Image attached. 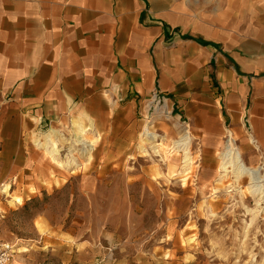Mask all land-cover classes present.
I'll return each mask as SVG.
<instances>
[{"label": "rangeland", "instance_id": "1", "mask_svg": "<svg viewBox=\"0 0 264 264\" xmlns=\"http://www.w3.org/2000/svg\"><path fill=\"white\" fill-rule=\"evenodd\" d=\"M253 73L230 66L225 80L250 88L248 102L235 124L223 116L213 148L157 81L153 91L167 103L150 95L126 109L94 95L51 118L29 119L21 138L13 114L0 130V244L13 248L9 264H264V195L256 203L248 176L236 181L218 168L230 131L244 163L261 166L264 176V147L249 141L259 119L250 112L254 84L264 85ZM210 80V89L221 83ZM145 126L159 135L158 154ZM184 132L189 162L174 145ZM81 137L93 143L89 156Z\"/></svg>", "mask_w": 264, "mask_h": 264}, {"label": "crops", "instance_id": "2", "mask_svg": "<svg viewBox=\"0 0 264 264\" xmlns=\"http://www.w3.org/2000/svg\"><path fill=\"white\" fill-rule=\"evenodd\" d=\"M230 66L264 76V0H0V130L16 114L19 138L29 119L94 95L131 109L157 81L213 148L223 116L235 124L248 102L250 88L225 80ZM250 112L249 141L264 147L260 80Z\"/></svg>", "mask_w": 264, "mask_h": 264}, {"label": "bare ground", "instance_id": "3", "mask_svg": "<svg viewBox=\"0 0 264 264\" xmlns=\"http://www.w3.org/2000/svg\"><path fill=\"white\" fill-rule=\"evenodd\" d=\"M143 135L151 142L150 148H152L153 152L158 154L160 152V145H161V143L158 141L159 135L154 131L149 130L147 126H145L143 129ZM190 141L191 138L187 132H184L179 137V139L174 141L175 143L174 145L183 151V158L185 162H189L190 160V156L188 152ZM250 141L254 143L256 147L254 140L250 139ZM79 144L81 145V149L83 150V152L87 153L89 156L91 150L93 149V143L88 141L86 138L84 139L83 137H81V139H79ZM219 158H220V162L218 168L219 171L222 173L221 176H225L228 172H231L236 178V181L237 178H239L242 175L248 176L250 180L248 186L249 192L252 196L256 197V203H258L263 198L264 195V183H263L264 176L262 175L261 172V166L250 167L244 163L242 153L239 147L236 146V144L234 143V139L232 138L231 132L227 133V136L223 143V148L219 152ZM53 159H55L54 156ZM16 201H19V198H17Z\"/></svg>", "mask_w": 264, "mask_h": 264}, {"label": "built area", "instance_id": "4", "mask_svg": "<svg viewBox=\"0 0 264 264\" xmlns=\"http://www.w3.org/2000/svg\"><path fill=\"white\" fill-rule=\"evenodd\" d=\"M152 101L156 103H167V98L160 91H153L151 94ZM164 117L167 118L172 114V108L168 109L167 106L163 112ZM13 256V248L10 244H0V264H9Z\"/></svg>", "mask_w": 264, "mask_h": 264}]
</instances>
